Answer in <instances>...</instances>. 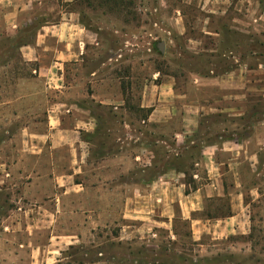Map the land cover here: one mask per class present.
<instances>
[{"label":"crops","instance_id":"crops-1","mask_svg":"<svg viewBox=\"0 0 264 264\" xmlns=\"http://www.w3.org/2000/svg\"><path fill=\"white\" fill-rule=\"evenodd\" d=\"M194 1L198 0L189 3ZM202 1H198L192 30L204 37H189L187 44L192 55L206 51L213 64L206 73L190 71L195 94L184 91L176 75L159 72V81L143 89L141 108L148 111L143 123L176 125L171 136L163 132L157 139L169 162L158 171L157 153L146 140L138 143L137 137L138 151L128 153L124 148H132L128 137L134 139L128 123L125 127L131 132L125 140L117 139L118 149L100 154L102 147L93 142L100 134L99 120L77 104L73 86L67 82L69 67L80 65L99 46L97 34L83 25L74 9L77 0H0V109L11 112L0 114V120L29 117L26 121L31 125L22 133L30 138L26 143L32 154L41 155L48 149L69 153L72 171L57 177L64 188L59 202L76 194L87 201L110 202L108 211L103 207L56 210L49 201L38 206L21 198L24 202L3 214L0 264H23L24 256L28 264H101L100 260L63 263L69 259L63 253L83 249L87 236L97 230L92 226L94 218L117 216L112 205L115 209L118 201L124 219L137 223L135 228L126 223L120 230L125 234L156 237L165 230L175 241L181 221L190 225L194 241L203 247L200 242L205 236L219 241L251 232V206L264 201V117L247 120L255 112V100L264 103V3L205 0L203 6ZM224 30L238 36L237 49ZM4 36L13 51L3 48ZM207 41L212 42L210 48ZM218 46L224 48L221 57L225 61L219 69L215 66ZM73 109L80 113L76 115ZM150 170L157 173L151 177ZM135 172L141 174L138 179H134ZM89 186L95 189L92 198ZM105 186H109L108 193ZM74 215L86 218L79 232L54 226L55 217ZM117 239L118 246L132 248V242ZM150 242L146 247H159ZM115 259L111 256L108 264H121ZM132 264L144 262L134 260Z\"/></svg>","mask_w":264,"mask_h":264},{"label":"rangeland","instance_id":"rangeland-1","mask_svg":"<svg viewBox=\"0 0 264 264\" xmlns=\"http://www.w3.org/2000/svg\"><path fill=\"white\" fill-rule=\"evenodd\" d=\"M198 1L189 3V0H77L74 9L79 13L83 25L97 34L99 46L91 50L80 65L69 67L67 82L73 86L72 95L77 104L88 108L99 120L100 134L93 142L102 147L99 149L100 154L121 146L117 139L125 140L126 133L131 132L125 127L128 123L134 135L133 141H130L129 137L127 140L128 145L132 144V148L123 145L128 153L138 151L134 142L140 137L138 143L146 140L156 151L158 171L169 163L166 161L165 149L157 144V139L163 132L171 136L176 127L175 122L163 124L161 127L143 123V120L147 119L148 111L141 108V97L145 85L159 81L157 72L161 76L176 75L181 80L182 89L190 94L193 93L190 87V71H208L213 59L206 51L200 56L192 55L187 44L189 37H204V33L192 30L194 17L200 9ZM202 5H205V0ZM2 32L0 20V33ZM222 33L233 42L234 50L237 49L235 40L238 36L226 30ZM161 44L163 50L160 48ZM205 44L210 48L212 42L207 41ZM2 46L13 51L5 36ZM218 48L219 56L215 60V66L219 69L224 68L225 61L221 57L224 48ZM244 51H249L247 43ZM261 52L264 54V43L261 45ZM197 94L207 96L206 93ZM253 106H256L255 112L247 120L264 117V103L256 99ZM73 111L76 115L80 113L75 109ZM2 113L9 115L11 112L7 113V109L3 108L0 109V114ZM6 118L0 120V224L3 214L16 207V203L20 201L38 206L44 201H49V206L56 210L68 207L77 210L103 207L109 210V201H87L78 194L65 196L63 202H59L58 197H62L64 188L57 177L62 172L72 171L69 168V153L49 149L41 155L30 153L26 143L30 138L22 133L31 125V122L26 121L29 117ZM133 147L135 150L131 151ZM99 157L96 156L95 159ZM136 173L138 175H135L134 179L141 175ZM156 173V170H150L147 174L152 177ZM89 175L93 180L92 170ZM77 189L75 187V190ZM103 189L108 193L109 186ZM94 190L93 186H89L90 194ZM21 198L26 199L23 201ZM251 208V232L219 241L205 236L200 242L204 245L202 247L194 241L190 225L181 221L177 225L178 239L175 241L165 230L156 237L151 234L122 233L120 230L126 223L133 226L132 228H135L137 223L124 219L123 208L118 201L115 209L112 205L117 216L94 218L96 222L92 223V226L97 230L95 229L93 235L87 236L83 249L76 247L65 251L63 255L69 259L63 263L100 260L101 264H108L107 261L114 256L115 262L121 264H132L134 260L144 264H155L157 261L159 264H264V201L254 203ZM85 221L86 218L82 215L59 216L53 219L54 226L60 231L71 232H79ZM114 237H118L117 240L122 238L123 241L132 242V248H127L126 245L118 246L114 243L117 242ZM108 240L112 243H106ZM151 240L159 247H146V244H151ZM96 244H103L102 248L92 247ZM100 252L104 254L103 257L99 256ZM23 264H28L26 256L23 258Z\"/></svg>","mask_w":264,"mask_h":264},{"label":"water","instance_id":"water-1","mask_svg":"<svg viewBox=\"0 0 264 264\" xmlns=\"http://www.w3.org/2000/svg\"><path fill=\"white\" fill-rule=\"evenodd\" d=\"M160 48L163 50V45L162 44L160 45Z\"/></svg>","mask_w":264,"mask_h":264},{"label":"trees","instance_id":"trees-1","mask_svg":"<svg viewBox=\"0 0 264 264\" xmlns=\"http://www.w3.org/2000/svg\"><path fill=\"white\" fill-rule=\"evenodd\" d=\"M168 164V163H167ZM156 264V263H155Z\"/></svg>","mask_w":264,"mask_h":264}]
</instances>
